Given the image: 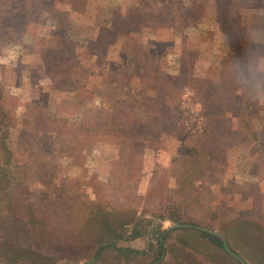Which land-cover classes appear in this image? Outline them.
I'll use <instances>...</instances> for the list:
<instances>
[{"label":"rangeland","instance_id":"1","mask_svg":"<svg viewBox=\"0 0 264 264\" xmlns=\"http://www.w3.org/2000/svg\"><path fill=\"white\" fill-rule=\"evenodd\" d=\"M261 85L264 0H0V264H264Z\"/></svg>","mask_w":264,"mask_h":264},{"label":"water","instance_id":"2","mask_svg":"<svg viewBox=\"0 0 264 264\" xmlns=\"http://www.w3.org/2000/svg\"><path fill=\"white\" fill-rule=\"evenodd\" d=\"M182 227H189V225H188V224H176V223H174V224H171V225L169 226V229H173V228H182ZM194 227H196V226H194ZM196 228H197L198 230L204 231V232L209 233V234L215 236L216 238H218V239L220 240V242H221L222 249H223V250H224L229 256H231L232 258H234L235 260H237L240 264H245V263L243 262V260H242L237 254H235L233 251H231V250L229 249V247H228L227 244H226V241H225L224 237H223L219 232H216V231H214V230H210V229H206V228H202V227H196Z\"/></svg>","mask_w":264,"mask_h":264},{"label":"trees","instance_id":"3","mask_svg":"<svg viewBox=\"0 0 264 264\" xmlns=\"http://www.w3.org/2000/svg\"><path fill=\"white\" fill-rule=\"evenodd\" d=\"M4 134L3 135H0V148L1 149H4L5 150V148H6V146H5V144H4ZM6 164H7V161H6ZM5 167V166H4ZM3 167V168H4ZM169 217V219H171L172 221H176V218L175 217H171V216H168ZM198 231V233L200 234V236H202V237H204L205 239H207V240H209V241H211V242H213L216 246H218L219 248H221L222 249V247H221V242H220V240L218 239V238H216L215 236H213V235H211V234H209V233H206V232H204V231H201V230H197ZM163 234V232H161L160 233V235H162ZM164 237V235L162 236V238ZM156 243H157V247H158V256L156 257V259H158L159 258V256H161L162 255V253H163V248H162V239H159V238H157L156 239ZM224 252V251H223ZM225 253V252H224ZM226 254V253H225Z\"/></svg>","mask_w":264,"mask_h":264},{"label":"built area","instance_id":"4","mask_svg":"<svg viewBox=\"0 0 264 264\" xmlns=\"http://www.w3.org/2000/svg\"><path fill=\"white\" fill-rule=\"evenodd\" d=\"M187 87H184V90H185V95H186V93H187ZM185 95L183 94V96L185 97ZM181 105H182V101H181Z\"/></svg>","mask_w":264,"mask_h":264},{"label":"flooded vegetation","instance_id":"5","mask_svg":"<svg viewBox=\"0 0 264 264\" xmlns=\"http://www.w3.org/2000/svg\"><path fill=\"white\" fill-rule=\"evenodd\" d=\"M228 246V245H227ZM222 247V246H221ZM229 247V246H228ZM230 249V248H229ZM223 250V249H222ZM231 250V249H230ZM224 251V250H223ZM232 251V250H231ZM225 252V251H224ZM226 253V252H225ZM235 253V252H234ZM227 254V253H226ZM236 254V253H235ZM228 255V254H227ZM231 257V256H230ZM232 258V257H231ZM234 259V258H233ZM237 261V260H236ZM238 262V261H237ZM239 263V262H238ZM240 264V263H239Z\"/></svg>","mask_w":264,"mask_h":264},{"label":"clouds","instance_id":"6","mask_svg":"<svg viewBox=\"0 0 264 264\" xmlns=\"http://www.w3.org/2000/svg\"><path fill=\"white\" fill-rule=\"evenodd\" d=\"M260 87H261L262 90H264V85H261Z\"/></svg>","mask_w":264,"mask_h":264}]
</instances>
